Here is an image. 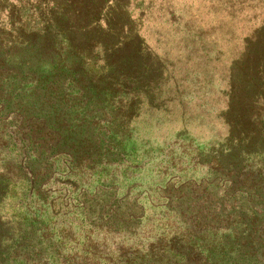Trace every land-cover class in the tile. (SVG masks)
<instances>
[{
  "label": "trees",
  "instance_id": "obj_1",
  "mask_svg": "<svg viewBox=\"0 0 264 264\" xmlns=\"http://www.w3.org/2000/svg\"><path fill=\"white\" fill-rule=\"evenodd\" d=\"M130 12V0H0V226L11 228L0 264H41L38 222L69 225L46 234L48 248L78 243L74 222L88 243L101 230L153 235L147 258L120 249L119 264H264V180L242 164L264 153V51L230 92L229 160L219 153L202 162L205 180L151 194L137 123L161 108L162 61Z\"/></svg>",
  "mask_w": 264,
  "mask_h": 264
},
{
  "label": "rangeland",
  "instance_id": "obj_2",
  "mask_svg": "<svg viewBox=\"0 0 264 264\" xmlns=\"http://www.w3.org/2000/svg\"><path fill=\"white\" fill-rule=\"evenodd\" d=\"M130 10L132 18L141 14L140 37L162 61L161 108L154 119L142 118L137 129L154 157L152 164L143 165L138 181L145 176L141 187L163 194L170 187L176 190L186 182L205 180L210 169L202 162L211 157L221 158L220 153L229 160L225 112L236 81L244 79L241 67L248 56L264 51V0H130ZM260 156L242 164L251 165L264 180V153ZM38 224L33 228H43L39 235L48 239L46 234L69 227ZM6 226H0V232L11 229ZM70 229L78 243L51 241L54 247L48 248V240H36L44 251L41 264H78L81 259H89L88 264H119L120 249L127 260L144 259L153 236L143 233L144 228L130 240L101 230L88 243L87 226L74 222ZM159 232L166 239L171 236L167 226ZM50 254L59 258L52 262Z\"/></svg>",
  "mask_w": 264,
  "mask_h": 264
},
{
  "label": "water",
  "instance_id": "obj_3",
  "mask_svg": "<svg viewBox=\"0 0 264 264\" xmlns=\"http://www.w3.org/2000/svg\"><path fill=\"white\" fill-rule=\"evenodd\" d=\"M133 25H134V29L135 31H138L139 30V25L135 22H133Z\"/></svg>",
  "mask_w": 264,
  "mask_h": 264
}]
</instances>
